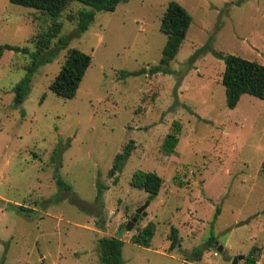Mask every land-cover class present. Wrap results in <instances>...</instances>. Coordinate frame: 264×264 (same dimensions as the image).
Segmentation results:
<instances>
[{"label":"rangeland","instance_id":"obj_1","mask_svg":"<svg viewBox=\"0 0 264 264\" xmlns=\"http://www.w3.org/2000/svg\"><path fill=\"white\" fill-rule=\"evenodd\" d=\"M168 1L121 0L113 11H94L81 32L77 12L90 8L70 1L15 106L12 89L48 17L0 0V44L27 49L0 57L3 264H102V236L122 240L120 264H230L237 255L243 264L248 253L264 264V98L242 94L227 108L223 60L214 54L264 65V0H174L190 15L189 27L166 73L148 75L165 43L159 20ZM70 47L90 63L75 95L64 99L47 86ZM174 122L177 142L167 155L159 146ZM130 140L121 171L109 177ZM136 171H152L162 184L126 231L146 202L147 194L129 185ZM147 223L154 226L149 246L130 242ZM172 227L178 242L170 249ZM210 237L200 259L187 261L184 255Z\"/></svg>","mask_w":264,"mask_h":264},{"label":"trees","instance_id":"obj_2","mask_svg":"<svg viewBox=\"0 0 264 264\" xmlns=\"http://www.w3.org/2000/svg\"><path fill=\"white\" fill-rule=\"evenodd\" d=\"M12 4L33 8L47 15L48 23L38 31L31 39V43L35 48L32 53L33 61L27 67L25 75L16 83L12 89L13 105L19 106L24 100L31 80L32 71L36 66V61L40 53L45 51L53 38L60 31V23L58 17L70 1H77L86 6L89 10H81L77 12L76 22L78 32L84 31L88 24L92 21L94 11H113L117 3L121 0H8ZM191 18L187 11L176 1L169 0L160 16L159 30L166 36L165 43L161 49V55L158 62L150 66L146 71L148 75L158 72L166 73L167 65L176 54L181 42L183 41ZM61 42V40H60ZM62 44V43H61ZM63 46L65 43L62 44ZM5 50L27 52L26 48L11 46L9 44H0V57ZM218 58L223 60V70L220 75V83L224 92V104L227 108H233L242 94H249L256 98H264V65L255 61L245 59L233 54L214 53ZM90 63V56L77 48H67L60 67L53 79L47 86V89L64 99L72 98L78 88L81 78ZM141 72H144L141 69ZM44 97L42 95L41 99ZM171 131L167 132L161 143L160 151L164 154H171L177 142V134L179 125L172 123ZM131 140L124 144L121 151L116 153L111 167L107 175L112 177L120 172L126 159L130 155L132 148ZM58 187L69 189L62 181H56ZM162 184V179L152 171H136L129 180V185L138 190L144 191L146 202L148 203L158 193ZM100 193V187L97 189V195ZM20 210L27 211L24 207ZM145 215V211L141 212V216ZM154 226L147 223L145 226L138 228L136 232L130 236V242L144 247L149 246L150 238L153 235ZM170 240L169 248L172 249L178 242L177 229L172 227L168 234ZM213 238H208L206 242L190 251L189 258L199 260L202 252L210 245ZM122 240L116 237H100L97 240L98 259L102 264H120L121 263V246ZM257 256L248 253L244 256L243 264H255ZM2 263V260L0 261ZM263 264V263H262Z\"/></svg>","mask_w":264,"mask_h":264},{"label":"water","instance_id":"obj_3","mask_svg":"<svg viewBox=\"0 0 264 264\" xmlns=\"http://www.w3.org/2000/svg\"><path fill=\"white\" fill-rule=\"evenodd\" d=\"M147 206V202H144L141 206L137 207L134 212L129 216V219L126 221L125 223V230H129L131 228V226L133 225V223L137 220V218L139 217L140 213L144 210V208ZM216 249L217 251H220L221 250V246L218 245L216 246ZM242 258V255H237V256H234L232 259H231V262L230 264H236L237 261L239 259Z\"/></svg>","mask_w":264,"mask_h":264},{"label":"built area","instance_id":"obj_4","mask_svg":"<svg viewBox=\"0 0 264 264\" xmlns=\"http://www.w3.org/2000/svg\"><path fill=\"white\" fill-rule=\"evenodd\" d=\"M214 254H216V252Z\"/></svg>","mask_w":264,"mask_h":264},{"label":"crops","instance_id":"obj_5","mask_svg":"<svg viewBox=\"0 0 264 264\" xmlns=\"http://www.w3.org/2000/svg\"><path fill=\"white\" fill-rule=\"evenodd\" d=\"M217 246V245H216ZM221 249H222V247H221Z\"/></svg>","mask_w":264,"mask_h":264}]
</instances>
